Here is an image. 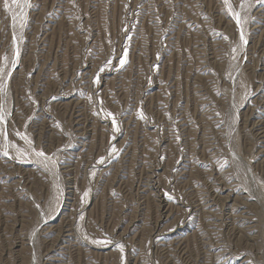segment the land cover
Here are the masks:
<instances>
[{
  "label": "rangeland",
  "instance_id": "obj_1",
  "mask_svg": "<svg viewBox=\"0 0 264 264\" xmlns=\"http://www.w3.org/2000/svg\"><path fill=\"white\" fill-rule=\"evenodd\" d=\"M20 4L0 264H264V3L229 0L239 24L224 0Z\"/></svg>",
  "mask_w": 264,
  "mask_h": 264
},
{
  "label": "snow or ice",
  "instance_id": "obj_2",
  "mask_svg": "<svg viewBox=\"0 0 264 264\" xmlns=\"http://www.w3.org/2000/svg\"><path fill=\"white\" fill-rule=\"evenodd\" d=\"M224 2H225L226 5H228L229 14H230V15H233V17L237 20V23L239 24V22H240V21H239V13H233V12H232V10H231V5L229 4V0H224ZM258 2H259V3H264V0H258ZM11 3H12L13 5H16L17 7H21L20 0H11ZM24 6H28V0H24ZM3 7H4L6 10L11 11V9H10V7H9V0H3ZM242 7H243V5H242ZM21 14H22V10H21ZM15 19H16V16L13 15V20H15ZM241 40H242V41L244 40L243 34H241ZM233 51H235V49H233ZM18 55H19V53L17 52V53H16V56L18 57ZM125 55H126V53H125ZM16 62H17V60L14 59V60L12 61V64L15 65ZM110 63H111V61L106 62V64H105L104 66H102V67L99 69V71H101V72L104 71V70H105V67H107V65L110 64ZM119 64H120L121 66H123V65L125 64V59H124L123 56H121V57L119 58ZM7 75H8V73L5 72L3 68H0V81H2V80L4 79V77L7 76ZM94 82H95V83H98V82H99V77H98V76H97V78L94 80ZM3 90H4V89H3V84L0 83V91H3ZM107 115H108V116H113L112 113H108ZM141 118H144L142 113H141ZM3 119H4V109H3V106L0 105V121H3ZM112 123H113L114 126H115L116 123H117V122H116V119H115L114 116H113V119H112ZM116 130L118 131L119 129L117 128ZM5 136H6V133H5ZM29 144H31V141H29ZM112 151L115 152L116 150L113 148ZM4 155H7V152H4ZM36 155H37V156H40V157H45L44 166H45L46 169H47V167H48V163H49V162L51 163V165H52L53 168L55 167V165H56L57 162H56L55 160H52L51 157H46V156H45V153H44L43 151H37V152H36ZM53 155H54V154H53ZM103 162H104V158H101L100 163H103ZM87 196H88V192L85 191L84 194H83L82 199L86 198ZM81 219H83V217H81ZM92 242H93V243H98V244H111V243H112L111 240H107V239H105V240H94V241H92ZM116 247L119 248L121 252H123V250H124V245H123V244H121V243H117V244H116Z\"/></svg>",
  "mask_w": 264,
  "mask_h": 264
},
{
  "label": "bare ground",
  "instance_id": "obj_3",
  "mask_svg": "<svg viewBox=\"0 0 264 264\" xmlns=\"http://www.w3.org/2000/svg\"><path fill=\"white\" fill-rule=\"evenodd\" d=\"M263 128V127H262ZM166 244V243H165Z\"/></svg>",
  "mask_w": 264,
  "mask_h": 264
}]
</instances>
